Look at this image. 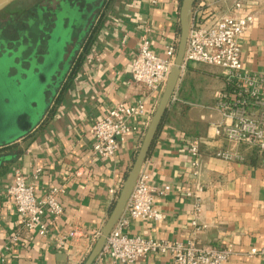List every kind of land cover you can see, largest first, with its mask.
I'll return each instance as SVG.
<instances>
[{"label": "crops", "instance_id": "obj_1", "mask_svg": "<svg viewBox=\"0 0 264 264\" xmlns=\"http://www.w3.org/2000/svg\"><path fill=\"white\" fill-rule=\"evenodd\" d=\"M198 1L204 4L200 18L206 26L226 14L248 13L233 11L234 0ZM181 3L114 0L96 16L93 32L85 38L87 43L95 34L90 52L79 62L82 52L78 68L76 64L63 76L36 124L30 126L28 115H21L18 122L25 127L21 139L0 144V254L6 264H80L95 235L101 234L147 130L130 135L114 158L102 160L93 154L90 129L120 103H143L156 112L162 96L133 84L131 65L144 38L162 58L168 47L179 44ZM240 48L244 70L264 75V9L241 38ZM226 88L225 72L217 67L193 63L182 71L176 101L172 99L142 168L154 187L170 188L155 200V209L164 220L131 221L126 234L187 243L194 238L193 212L199 204V224L209 226L196 236L199 245L232 249L227 264H264V256H249L252 248L264 249V154L240 148L244 163L216 157L221 150L234 149L213 133L214 126L225 122L219 98ZM41 90L45 97L44 85ZM132 124L142 126L143 120ZM194 139L200 142L202 160L197 179L191 174L187 153ZM36 169L42 170L36 183L37 199L58 189L57 199L64 208L46 238L37 233L28 237L6 196L14 171L20 170L32 181ZM72 231L79 232L78 237L57 251L55 238ZM94 264L113 263L102 257ZM134 264L172 263L169 256L153 254Z\"/></svg>", "mask_w": 264, "mask_h": 264}, {"label": "built area", "instance_id": "obj_2", "mask_svg": "<svg viewBox=\"0 0 264 264\" xmlns=\"http://www.w3.org/2000/svg\"><path fill=\"white\" fill-rule=\"evenodd\" d=\"M203 6L197 0L193 7L182 69L194 63L217 67L225 72L227 88L219 98L225 122L214 126L213 133L215 137L230 143L234 149L221 150L216 157L227 162L244 163L246 158L240 148L264 154V75L249 74L244 70L240 40L256 23L258 14L264 9V0H234L233 11L240 13L248 10V13L226 14L209 26L200 18ZM177 50L178 44L168 47L166 57L162 58L153 53L149 40L144 38L131 65V82L162 96L175 64ZM173 101H176L175 95ZM154 113L143 103L116 105L90 129L95 140L93 154L102 160L114 158L130 135L138 133L140 129H148ZM138 119L143 120L142 126L132 124V121ZM187 153L190 157L191 174L197 179L202 170L199 140L190 141ZM41 173V169H36L32 181H29L20 170L14 171L12 182L6 191L28 237L37 233L46 238L54 220L64 214V208L57 199L60 190L53 189L44 199H37L36 183ZM169 190V187H154L149 177L141 171L126 209L98 258H108L113 264H134L150 255L159 254L169 256L172 264H227L233 255L232 249L201 246L196 240L198 233L209 229L208 225L199 224V204H196L193 212L194 238L187 243L130 237L126 234L131 221L161 223L164 220V215L155 209V200ZM110 193L116 196L114 190ZM78 235L77 231L58 235L54 240V248L59 252L63 251ZM100 235H95L92 246L81 258L80 264L86 262ZM17 240L14 238V243ZM249 256H264V249L252 248ZM0 264H6L2 254Z\"/></svg>", "mask_w": 264, "mask_h": 264}, {"label": "flooded vegetation", "instance_id": "obj_3", "mask_svg": "<svg viewBox=\"0 0 264 264\" xmlns=\"http://www.w3.org/2000/svg\"><path fill=\"white\" fill-rule=\"evenodd\" d=\"M44 2L45 0H18L0 12V40L9 52L22 47L21 52L24 53L19 61L22 69H28L30 60L37 62L33 75L37 83L45 86V97L49 99L63 76L76 66L86 45L85 38L93 32L96 16L110 7L114 0H46ZM64 3L78 8V13L88 11L87 17L79 18V24L72 26L71 30L69 19L64 20L63 26L69 29V37L67 40L54 39L52 35L54 22ZM8 25L13 27L8 30ZM52 40L53 44H51ZM55 43L58 47H55ZM40 67L45 70L39 71Z\"/></svg>", "mask_w": 264, "mask_h": 264}, {"label": "rangeland", "instance_id": "obj_4", "mask_svg": "<svg viewBox=\"0 0 264 264\" xmlns=\"http://www.w3.org/2000/svg\"><path fill=\"white\" fill-rule=\"evenodd\" d=\"M77 10L78 8L70 4H62L54 22L55 28L52 33L54 39L67 40L69 37L70 31L63 26L64 20L69 19L71 30L72 26L79 24V18L87 17L88 11L78 13ZM12 27L8 25L7 29ZM53 43L52 40L51 44ZM55 47H58L57 43ZM21 48L18 47L9 52L0 40V144L2 145L22 134L25 127L19 125L21 115H28L29 125H35L47 104V97L42 96V85L37 83L33 75L38 64L34 62L35 60H30L28 69H22L19 61L24 52H21ZM38 69L45 70L41 67Z\"/></svg>", "mask_w": 264, "mask_h": 264}, {"label": "water", "instance_id": "obj_5", "mask_svg": "<svg viewBox=\"0 0 264 264\" xmlns=\"http://www.w3.org/2000/svg\"><path fill=\"white\" fill-rule=\"evenodd\" d=\"M16 1L18 0H0V12L5 10L7 7H9ZM196 1L197 0H182L180 8L181 34L174 67L170 73L169 79L167 81L165 90L162 94L157 110L145 133L142 146L138 152L134 165L122 186V189L115 202L110 217L106 225L102 229L100 238L98 239L93 251L91 252L84 264H94L98 257L102 254L108 237L110 236L112 230L114 229L115 225L117 224L126 209V206L135 188L138 177L142 171L143 165L148 159L154 141L156 140L159 130L168 113L170 103L173 99L176 88L182 76V65L185 57L190 29V17ZM19 138L21 139V137Z\"/></svg>", "mask_w": 264, "mask_h": 264}, {"label": "trees", "instance_id": "obj_6", "mask_svg": "<svg viewBox=\"0 0 264 264\" xmlns=\"http://www.w3.org/2000/svg\"><path fill=\"white\" fill-rule=\"evenodd\" d=\"M95 38H96L95 34H93L89 37L88 42L86 43V45L83 49V56H82V58H80L79 62H81L84 59L85 55H88V53L90 52V50H91V48L95 42ZM76 68H78V64H77Z\"/></svg>", "mask_w": 264, "mask_h": 264}]
</instances>
